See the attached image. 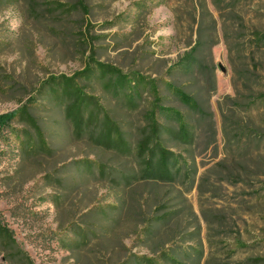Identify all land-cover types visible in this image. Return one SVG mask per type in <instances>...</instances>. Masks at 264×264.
Returning <instances> with one entry per match:
<instances>
[{"label": "rangeland", "instance_id": "1", "mask_svg": "<svg viewBox=\"0 0 264 264\" xmlns=\"http://www.w3.org/2000/svg\"><path fill=\"white\" fill-rule=\"evenodd\" d=\"M54 1L75 2L0 0V264H264V0H87L86 15ZM70 85L134 151L156 85L195 126L194 146L169 147L189 179L112 186L100 169L138 160L75 136Z\"/></svg>", "mask_w": 264, "mask_h": 264}, {"label": "trees", "instance_id": "2", "mask_svg": "<svg viewBox=\"0 0 264 264\" xmlns=\"http://www.w3.org/2000/svg\"><path fill=\"white\" fill-rule=\"evenodd\" d=\"M52 3L59 10L81 11L85 15L89 13L87 0H75L69 5L57 1ZM256 35L259 39L264 38V34L259 31ZM195 50L196 48H193L188 57L193 58L192 53ZM194 59H192V64L195 62ZM168 87L194 114H198L202 120L205 119L206 114L201 104L191 94L179 85L169 83ZM69 90H72L71 100L66 104L65 109L73 125L75 136L78 138L88 136L93 145L101 147L105 152H113L119 157L133 154L138 160V171L133 174L122 173L112 177L110 172L104 171L107 168L102 167L100 172L105 176L110 175L107 177L110 178L112 186L122 190L130 198L133 193L136 194L140 192L139 190H144L149 186L157 188L160 184L176 185L189 179V174L192 172L190 166H193V161L177 155L169 147L191 148L194 146L197 137L195 126L190 124L189 117L182 110L160 105L158 96L160 91L156 85L153 86L156 103L147 108L144 113L147 124L142 129L135 151L121 127L115 123L106 110L92 103L95 98L90 97L78 85L68 86L66 93H69ZM161 114H165L166 117ZM38 131L42 132L41 128ZM164 193L156 191L153 200H163ZM145 260L147 264L154 263L153 258L149 257ZM175 264L180 263L175 262Z\"/></svg>", "mask_w": 264, "mask_h": 264}]
</instances>
